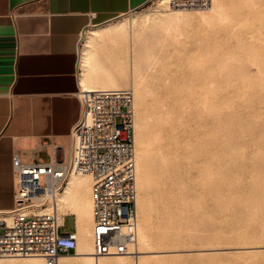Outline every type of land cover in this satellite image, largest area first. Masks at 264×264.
Masks as SVG:
<instances>
[{"label": "rangeland", "instance_id": "374dc122", "mask_svg": "<svg viewBox=\"0 0 264 264\" xmlns=\"http://www.w3.org/2000/svg\"><path fill=\"white\" fill-rule=\"evenodd\" d=\"M217 2L219 13L204 21H188L169 28L156 23L135 26L115 40L94 34L95 30L119 22L129 24L145 16L157 18L171 10L196 14L209 8L171 9L168 0L164 7L159 6L160 0H152L107 22L90 23L80 41L79 55L86 52L90 57L92 78L88 76V89L130 87L134 91L136 155L139 88L151 86L147 94L154 103L168 97L166 84L170 77H153V63L167 62L169 70L185 72L178 81L188 99L195 94L207 97V154L201 163L210 174L222 164L230 174L225 176L217 199L194 171L193 179L202 181L193 185L187 197L192 221L183 230L182 243L172 242L168 248L158 249L160 235L171 231L165 224L169 216L167 212L151 216V228L146 227L149 242L143 247L139 240L137 250L154 249L155 254L161 255L156 260L165 264L178 260L186 264H264V248H250L264 247V0ZM130 33L135 45L144 49L143 55L133 57ZM108 68L114 75H104ZM80 69L83 72L82 63ZM72 177L58 194L71 184ZM139 199L137 193L138 228L146 219L139 209ZM47 208L48 202L35 211L49 212ZM61 210L59 213L66 219L60 233L74 232L77 217ZM216 247L224 250H200ZM134 262L141 264V259L132 257L130 263Z\"/></svg>", "mask_w": 264, "mask_h": 264}, {"label": "built area", "instance_id": "2783aa9c", "mask_svg": "<svg viewBox=\"0 0 264 264\" xmlns=\"http://www.w3.org/2000/svg\"><path fill=\"white\" fill-rule=\"evenodd\" d=\"M211 4L212 0H168L171 9H207ZM78 97L81 115L71 134L66 162L26 163L18 153L13 156L16 207L0 216V260L38 257L42 264H61L62 256L77 253V227L72 233H60L65 215L58 209L34 211L48 198H56L71 175L79 174L92 178L93 256L135 255L137 251L134 91L130 87L80 88Z\"/></svg>", "mask_w": 264, "mask_h": 264}, {"label": "bare ground", "instance_id": "6f19581e", "mask_svg": "<svg viewBox=\"0 0 264 264\" xmlns=\"http://www.w3.org/2000/svg\"><path fill=\"white\" fill-rule=\"evenodd\" d=\"M164 4L165 0H160L159 6L164 7ZM219 11L220 6L217 0H212V5L207 12L192 14L171 10V12L157 18L145 16L129 24L119 22L113 26L95 30L94 34L115 40L123 33L130 32L135 26L145 27L148 24L156 23L157 25L163 24L169 28L174 24L179 25L188 21L207 20L217 15ZM130 36L133 44L131 46L133 57L143 55L144 49L137 47L135 38H132L131 33ZM82 38H84L83 34L81 40ZM145 48L147 50V47ZM89 61L90 57L86 52L79 56V69L80 64L82 63L83 65V72H81V69L80 71L78 70L81 88L85 87L84 91L104 90L105 88H87L88 76L92 78ZM152 66L154 68L151 73L153 77L159 79L170 77V80L166 84L168 97L162 102L154 103L149 100L147 93L152 90L151 86H141L138 93L140 112L137 125L139 132L136 155L138 167L137 193L140 195L139 209L146 218L139 227V240L143 247L147 246L149 237L146 227L151 228V216L167 212L169 221L165 224L171 231L160 235V246L157 247L163 250L168 248V243H182L183 230L192 221V217L189 214L191 204L187 197L193 191V185L202 181L193 179L194 171H197L203 182L209 185L210 192L217 199L219 198V188L224 184L225 176L230 174V172L225 170L221 163L222 165L219 169L210 174L201 163V160H204L207 154L206 141L204 139L208 133L206 124L208 114L207 97L204 94H195L194 98H187L185 93L181 91V84L178 81L180 75H185L184 71L180 69L169 70L167 62L163 61L153 63ZM104 72L105 76L114 75V72L109 68ZM202 200L203 197L201 196L199 202L201 203ZM47 202L48 211L58 209L60 212V208H62L67 215H75L77 217V253L62 256L60 258L61 264H131L132 257L141 259V264H165L160 260H156L161 255H159L160 253L155 254L154 249L137 250L135 255L107 256L99 259L93 256L94 199L92 195V178L89 175H73L71 184L61 194L57 193L56 198H48ZM44 211L38 209L34 212L42 214ZM23 213H26V211H23ZM250 248L264 247L252 246ZM200 250L221 252L224 248H201ZM42 263L43 260L38 257L0 260V264ZM172 264L186 263L183 260H178Z\"/></svg>", "mask_w": 264, "mask_h": 264}, {"label": "crops", "instance_id": "0c3cea01", "mask_svg": "<svg viewBox=\"0 0 264 264\" xmlns=\"http://www.w3.org/2000/svg\"><path fill=\"white\" fill-rule=\"evenodd\" d=\"M151 1L0 0V216L16 207L15 153L26 163L69 158L81 33Z\"/></svg>", "mask_w": 264, "mask_h": 264}]
</instances>
